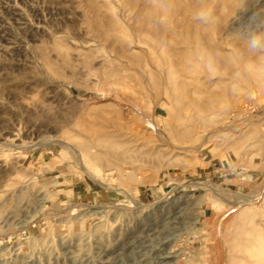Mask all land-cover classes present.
Here are the masks:
<instances>
[{
	"label": "rangeland",
	"instance_id": "1",
	"mask_svg": "<svg viewBox=\"0 0 264 264\" xmlns=\"http://www.w3.org/2000/svg\"><path fill=\"white\" fill-rule=\"evenodd\" d=\"M258 36L264 0H0V264H264Z\"/></svg>",
	"mask_w": 264,
	"mask_h": 264
},
{
	"label": "bare ground",
	"instance_id": "2",
	"mask_svg": "<svg viewBox=\"0 0 264 264\" xmlns=\"http://www.w3.org/2000/svg\"><path fill=\"white\" fill-rule=\"evenodd\" d=\"M243 11H241V10H236V14L231 18V22H232V24H233V26H234V23H236V21H237V18L238 17H241L242 15V18L243 19H246V18H248V16H251L250 14L249 15H247L246 13H242ZM26 19V18H25ZM26 23V22H25ZM35 27V26H34ZM32 28V27H31ZM30 30V29H29ZM48 35V34H47ZM51 36V35H50ZM52 38V37H51ZM35 39V38H34ZM52 40V39H51ZM55 43V42H54ZM57 45V44H56ZM5 47H7V46H5ZM59 47V46H58ZM59 48H61V47H59ZM62 49V48H61ZM38 51V50H37ZM41 51H39V53H40ZM45 52V51H44ZM67 53V52H66ZM65 53V54H66ZM65 56V55H64ZM66 56H67V54H66ZM45 57V56H44ZM63 57V56H62ZM45 59H46V57H45ZM50 59V58H49ZM52 62V61H51ZM65 63V62H64ZM50 64V61L49 60H47V64L46 65H49ZM53 64V63H52ZM57 64V63H56ZM47 67H49V66H47ZM52 67V66H51ZM119 69V68H118ZM121 69V68H120ZM125 69V68H124ZM46 70V69H45ZM122 70V69H121ZM48 72H49V70H47ZM55 71V70H54ZM114 73V72H113ZM47 75V74H46ZM114 75V74H113ZM118 75V74H117ZM115 76V75H114ZM49 80V79H48ZM36 81V80H35ZM58 81V80H57ZM59 82V81H58ZM59 141V140H58ZM7 142H9V141H7ZM60 143H61V141H59ZM86 143H87V141H85ZM4 143H6V140L4 141ZM102 144V143H101ZM83 145V144H82ZM78 147V146H77ZM83 147H84V145H83ZM107 147H109V146H107ZM81 149V148H80ZM101 149V148H100ZM103 150V149H102ZM104 150H106V149H104ZM109 151H110V149H108ZM112 150V149H111ZM89 152V151H88ZM99 152H101V151H99ZM102 153V152H101ZM100 153V154H101ZM110 153V152H109ZM89 154V153H88ZM77 155L79 156V159H81L82 161H83V168L85 167V168H87L88 169V166H89V164H88V162H86V158L84 157V154L82 153V151H78L77 152ZM103 155V154H102ZM91 159V158H90ZM81 166V165H80ZM87 171V170H86ZM242 199V198H241ZM46 259V258H45Z\"/></svg>",
	"mask_w": 264,
	"mask_h": 264
},
{
	"label": "clouds",
	"instance_id": "3",
	"mask_svg": "<svg viewBox=\"0 0 264 264\" xmlns=\"http://www.w3.org/2000/svg\"><path fill=\"white\" fill-rule=\"evenodd\" d=\"M201 16H203V13L200 14ZM250 46L252 48H257V47H260V46H264V37H256L254 39L251 40L250 42Z\"/></svg>",
	"mask_w": 264,
	"mask_h": 264
}]
</instances>
